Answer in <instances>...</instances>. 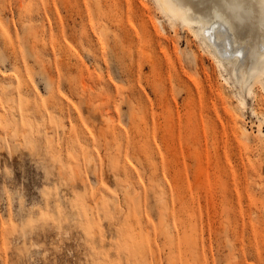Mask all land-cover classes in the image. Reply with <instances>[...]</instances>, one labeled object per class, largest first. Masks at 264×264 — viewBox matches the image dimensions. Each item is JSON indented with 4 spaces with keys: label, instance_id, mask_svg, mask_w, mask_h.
Here are the masks:
<instances>
[{
    "label": "rangeland",
    "instance_id": "obj_1",
    "mask_svg": "<svg viewBox=\"0 0 264 264\" xmlns=\"http://www.w3.org/2000/svg\"><path fill=\"white\" fill-rule=\"evenodd\" d=\"M156 5L0 0V264H264V71Z\"/></svg>",
    "mask_w": 264,
    "mask_h": 264
},
{
    "label": "bare ground",
    "instance_id": "obj_2",
    "mask_svg": "<svg viewBox=\"0 0 264 264\" xmlns=\"http://www.w3.org/2000/svg\"><path fill=\"white\" fill-rule=\"evenodd\" d=\"M155 1L157 3L156 6L161 10L160 12L168 18L172 25L185 23L192 30L195 37L219 58L222 65L228 66L235 83L241 89L248 85V80L254 74L264 71V0H251L252 11L248 15L250 22L239 30L233 29L229 18L217 9V11L210 12L208 15H201L200 9L196 7L199 0ZM94 10L96 11V9ZM93 13V15L96 14L94 11ZM242 16L244 17V15ZM159 24H161L160 20ZM154 27H158V25L156 24ZM161 32L164 31L162 30ZM123 41L125 40L123 39ZM192 51L187 52L186 50L185 52L187 55L194 54L193 56L195 57V53L194 51L192 53ZM194 59H197V57ZM149 60L151 59L149 58ZM233 108L239 110L237 106H233ZM12 119H14V116ZM239 135L244 140L250 139L249 130L244 124L239 125Z\"/></svg>",
    "mask_w": 264,
    "mask_h": 264
},
{
    "label": "water",
    "instance_id": "obj_3",
    "mask_svg": "<svg viewBox=\"0 0 264 264\" xmlns=\"http://www.w3.org/2000/svg\"><path fill=\"white\" fill-rule=\"evenodd\" d=\"M196 7H198V6H196ZM230 23H231V22H230ZM231 27H232L233 29H235V26H234V24H232V23H231Z\"/></svg>",
    "mask_w": 264,
    "mask_h": 264
}]
</instances>
